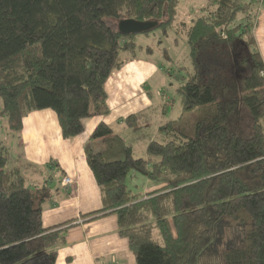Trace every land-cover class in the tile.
<instances>
[{
	"label": "trees",
	"instance_id": "1",
	"mask_svg": "<svg viewBox=\"0 0 264 264\" xmlns=\"http://www.w3.org/2000/svg\"><path fill=\"white\" fill-rule=\"evenodd\" d=\"M180 8L181 0H0V119L17 142L0 139V264H56L66 224L45 228L42 214L58 162L24 158V119L50 110L69 140L85 120L108 115L112 73L163 43L122 34L127 19L156 22L150 32L187 44L175 63L182 111L146 157L97 125L84 152L102 207L85 217L115 214L137 264H264V60L254 35L264 0H204L196 17ZM124 123L141 129L136 115ZM132 172L167 182L142 196L127 186Z\"/></svg>",
	"mask_w": 264,
	"mask_h": 264
},
{
	"label": "crops",
	"instance_id": "2",
	"mask_svg": "<svg viewBox=\"0 0 264 264\" xmlns=\"http://www.w3.org/2000/svg\"><path fill=\"white\" fill-rule=\"evenodd\" d=\"M254 35L264 60V8L258 15ZM159 73L158 63L147 57L133 60L113 72L106 82L109 114L85 120L84 132L73 139L62 137L57 116L50 110L33 112L24 119V129L20 134L24 158L42 167L51 160L58 162L53 167L56 179L50 182L52 200L42 214L45 228L66 224L63 227L67 228L66 239L58 248L56 264H137L128 239L118 233L115 214L85 217L101 209L102 199L86 162L84 147L101 122L110 125L116 134L128 142L129 135L140 130H134L124 123V119L131 115L138 117L141 129L148 126L151 130V136L145 143L146 152L151 141L162 138L160 127L169 119L165 104L170 99L163 98L156 104L151 91L146 88ZM129 144L134 150L133 143ZM66 176L73 179L69 186L62 183Z\"/></svg>",
	"mask_w": 264,
	"mask_h": 264
},
{
	"label": "rangeland",
	"instance_id": "3",
	"mask_svg": "<svg viewBox=\"0 0 264 264\" xmlns=\"http://www.w3.org/2000/svg\"><path fill=\"white\" fill-rule=\"evenodd\" d=\"M182 1V8H180L182 17L184 18L186 15L189 14V16H197V10L198 7H201L204 4V0H181ZM159 38H163L162 45L160 46L159 50H156L155 53L152 55L149 54L147 51H144L142 53L143 57L151 58L152 60L156 61L169 71V76L167 73H164L163 71L158 74L157 77H155L152 81L149 82L147 85L148 91H151L152 99L157 104L161 102L164 98H169L172 100L166 101L165 107L168 109V112L166 114V117L169 119L177 118L182 111L181 103L179 99V95L177 92V87L180 83L179 78H177V66L175 65L177 60H180L184 57V54L188 51L187 44L179 40V43L176 45L174 43V35L170 33L168 37H162V32L160 30H156L153 32H150L149 35L140 34L136 37V42L140 43L142 45H149L154 48H157V42L159 41ZM164 48L167 51L166 53L171 58L170 61L167 60V54H164ZM170 103V104H169ZM0 109H1V100H0ZM5 121L3 118L0 119V139L3 141H7L8 144L13 145V143H17L13 140L14 134L8 133L6 127H5ZM126 135V134H125ZM151 136V130L148 126L144 127V129H140L137 133H131L129 135L128 142L133 143L134 150H133V156L135 158L138 157H144L146 155L145 151V143L148 141L149 137ZM127 137V136H126ZM18 140V139H17ZM160 140V138H158ZM21 143V142H20ZM20 151V150H19ZM67 177V176H66ZM54 179H56L54 177ZM167 181L165 179H161L158 181L150 180L146 174L141 172H132L131 175L127 178V186L128 188L133 191L136 194H140L144 196L147 191H151L154 188L160 187L164 185ZM151 189V190H147ZM226 227V240L230 239L233 241V238H231L232 231L234 230V226L225 225ZM225 240V239H224ZM228 240L227 242H230ZM226 241H220L219 248L225 247ZM224 245V246H223Z\"/></svg>",
	"mask_w": 264,
	"mask_h": 264
},
{
	"label": "water",
	"instance_id": "4",
	"mask_svg": "<svg viewBox=\"0 0 264 264\" xmlns=\"http://www.w3.org/2000/svg\"><path fill=\"white\" fill-rule=\"evenodd\" d=\"M157 26L156 22L138 21L135 19L123 20L119 23V31L124 35L143 34L152 31Z\"/></svg>",
	"mask_w": 264,
	"mask_h": 264
},
{
	"label": "built area",
	"instance_id": "5",
	"mask_svg": "<svg viewBox=\"0 0 264 264\" xmlns=\"http://www.w3.org/2000/svg\"><path fill=\"white\" fill-rule=\"evenodd\" d=\"M62 183L64 186H69L70 184L73 183V179L70 176L64 177Z\"/></svg>",
	"mask_w": 264,
	"mask_h": 264
}]
</instances>
